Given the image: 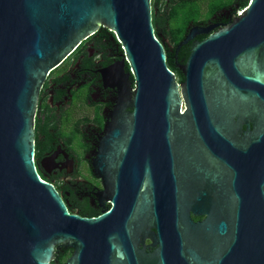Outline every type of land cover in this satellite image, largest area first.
<instances>
[{"label": "water", "instance_id": "water-1", "mask_svg": "<svg viewBox=\"0 0 264 264\" xmlns=\"http://www.w3.org/2000/svg\"><path fill=\"white\" fill-rule=\"evenodd\" d=\"M152 14V0H0V264H52L60 246L66 264H264V0L202 30L182 82ZM99 28L122 49L93 164L111 207L82 217L36 172L33 120L48 72Z\"/></svg>", "mask_w": 264, "mask_h": 264}, {"label": "flooded vegetation", "instance_id": "flooded-vegetation-1", "mask_svg": "<svg viewBox=\"0 0 264 264\" xmlns=\"http://www.w3.org/2000/svg\"><path fill=\"white\" fill-rule=\"evenodd\" d=\"M190 1L191 4L198 2ZM244 1L232 0L230 4L215 9L208 19L191 20L176 42L162 31L157 32L165 52L172 59L178 82H182L178 67L185 63L192 45L208 35L202 30L215 32L228 25L243 10L240 5ZM246 1L248 3L249 0ZM194 26L202 32L177 48ZM121 60L122 49L114 35L105 28H99L48 72L36 100L33 120L36 172L41 179L53 185L66 206L79 203L86 206L92 215L96 213L99 216L111 207L106 201L107 193H103L110 183L95 176L93 164L120 98ZM128 71L125 65L124 72ZM126 110L131 111L129 108ZM199 162L206 169H212L206 158ZM203 186L208 188L205 183ZM190 217L194 222L205 218L192 214ZM71 255V249L60 246L54 251L53 261L66 264Z\"/></svg>", "mask_w": 264, "mask_h": 264}, {"label": "trees", "instance_id": "trees-1", "mask_svg": "<svg viewBox=\"0 0 264 264\" xmlns=\"http://www.w3.org/2000/svg\"><path fill=\"white\" fill-rule=\"evenodd\" d=\"M246 3L247 1L245 0L240 7L244 9ZM152 6L154 7L152 14L154 33L161 43V38L157 35L158 31H162L165 36H168L173 42H176L181 37L180 32L178 31L179 27H176L180 19H182L183 22H186V24H188L191 20H194V18L189 19V15L193 9V5L190 0H152ZM172 25L175 26L173 27ZM166 56L167 66L175 73L172 59L168 56L167 52ZM179 80L183 81L182 75L179 76ZM67 207L70 213L78 214L82 217L98 216L96 213L92 215L86 206L79 203H71V206ZM51 263L55 264L54 261Z\"/></svg>", "mask_w": 264, "mask_h": 264}, {"label": "rangeland", "instance_id": "rangeland-1", "mask_svg": "<svg viewBox=\"0 0 264 264\" xmlns=\"http://www.w3.org/2000/svg\"><path fill=\"white\" fill-rule=\"evenodd\" d=\"M230 2H232V0H198V2L192 4L193 9L189 15V19H208L213 14L215 9L228 5ZM186 25V22H183V20L180 19L178 25L176 26L179 27L178 31L180 32V35L183 34ZM172 26L174 27L175 25Z\"/></svg>", "mask_w": 264, "mask_h": 264}, {"label": "built area", "instance_id": "built-area-1", "mask_svg": "<svg viewBox=\"0 0 264 264\" xmlns=\"http://www.w3.org/2000/svg\"><path fill=\"white\" fill-rule=\"evenodd\" d=\"M241 13V11L240 12H238V15Z\"/></svg>", "mask_w": 264, "mask_h": 264}]
</instances>
